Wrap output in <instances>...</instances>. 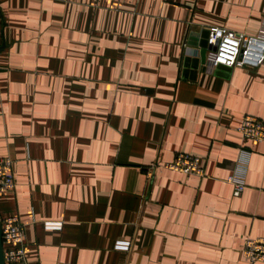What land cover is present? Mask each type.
I'll return each instance as SVG.
<instances>
[{
	"label": "crops",
	"instance_id": "1",
	"mask_svg": "<svg viewBox=\"0 0 264 264\" xmlns=\"http://www.w3.org/2000/svg\"><path fill=\"white\" fill-rule=\"evenodd\" d=\"M213 25L260 35L264 0H0V220L29 264H264L242 252L264 237V141L237 129L264 120V63L207 70ZM180 152L206 176L143 170Z\"/></svg>",
	"mask_w": 264,
	"mask_h": 264
},
{
	"label": "built area",
	"instance_id": "2",
	"mask_svg": "<svg viewBox=\"0 0 264 264\" xmlns=\"http://www.w3.org/2000/svg\"><path fill=\"white\" fill-rule=\"evenodd\" d=\"M205 66L213 71L215 67H257L264 63V33L250 35L235 31L225 26L213 25L207 29ZM240 134L253 141H264V120L253 114H246L238 126ZM158 167L187 174L206 176L201 157L195 154L180 152L169 162L158 163L143 170L151 177ZM227 180L233 185L234 195H240L246 187V180L237 174ZM16 187L14 160L11 157H0V196L11 192ZM6 264H29L26 253V234L23 222L17 215L7 216L0 220ZM48 228H61V221H46ZM244 257L251 263H264V237H248L242 249Z\"/></svg>",
	"mask_w": 264,
	"mask_h": 264
},
{
	"label": "water",
	"instance_id": "3",
	"mask_svg": "<svg viewBox=\"0 0 264 264\" xmlns=\"http://www.w3.org/2000/svg\"><path fill=\"white\" fill-rule=\"evenodd\" d=\"M206 54V47L204 46L202 50L203 59H205ZM2 225L0 222V264H6L5 256H4V244H3V236H2Z\"/></svg>",
	"mask_w": 264,
	"mask_h": 264
}]
</instances>
